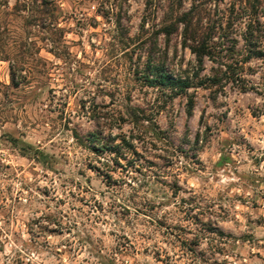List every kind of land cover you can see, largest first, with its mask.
Segmentation results:
<instances>
[{
  "label": "rangeland",
  "instance_id": "374dc122",
  "mask_svg": "<svg viewBox=\"0 0 264 264\" xmlns=\"http://www.w3.org/2000/svg\"><path fill=\"white\" fill-rule=\"evenodd\" d=\"M152 1L142 28L144 0H0V264H264V37L240 64L246 90L169 99L147 61L176 75L196 61L178 34L154 41L165 13L225 23L247 4Z\"/></svg>",
  "mask_w": 264,
  "mask_h": 264
},
{
  "label": "trees",
  "instance_id": "16d2710c",
  "mask_svg": "<svg viewBox=\"0 0 264 264\" xmlns=\"http://www.w3.org/2000/svg\"><path fill=\"white\" fill-rule=\"evenodd\" d=\"M242 1V0H240ZM244 1V0H243ZM243 13L235 11L234 6L224 21H214L210 23L202 15L203 9H197L194 6L182 11H174L170 9L165 13L161 25L153 32L154 41L159 36L166 39L174 34L180 37L182 47L188 48L195 56V70L192 75H176L168 72L162 61H154L149 59L145 65L144 77L149 86L166 90L168 98H172L178 94L187 93L192 86H216L222 88L224 81L235 82L240 81V87L246 90V85L240 74V64H243L253 57L263 55L261 44L264 37L262 23L259 20L260 11L258 10V0H245ZM144 5L148 12L142 20V28L148 22V18L152 11V0H144ZM154 11V9H153ZM246 16L244 30L240 33L242 45L239 49V39L233 32L235 19L240 15ZM242 18V17H240ZM239 55H242L239 59ZM217 64V67L211 69L210 74L201 75L204 69V60ZM194 99L192 95L188 96L187 111L190 113L193 109ZM12 142L19 146L22 153H33L40 162H44L47 155L39 149H33L32 145L18 141L14 138ZM122 144L130 151L134 150L132 144L124 137L120 139ZM19 144V145H18ZM112 150L113 146L103 142L94 149ZM114 152V151H111Z\"/></svg>",
  "mask_w": 264,
  "mask_h": 264
}]
</instances>
